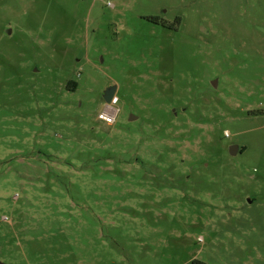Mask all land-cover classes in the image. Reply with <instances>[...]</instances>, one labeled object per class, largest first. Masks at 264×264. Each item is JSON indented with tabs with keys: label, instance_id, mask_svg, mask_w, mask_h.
<instances>
[{
	"label": "rangeland",
	"instance_id": "1",
	"mask_svg": "<svg viewBox=\"0 0 264 264\" xmlns=\"http://www.w3.org/2000/svg\"><path fill=\"white\" fill-rule=\"evenodd\" d=\"M0 262L264 264V0H0Z\"/></svg>",
	"mask_w": 264,
	"mask_h": 264
},
{
	"label": "built area",
	"instance_id": "2",
	"mask_svg": "<svg viewBox=\"0 0 264 264\" xmlns=\"http://www.w3.org/2000/svg\"><path fill=\"white\" fill-rule=\"evenodd\" d=\"M117 102H118V97L114 95L111 102L107 104L105 110L99 113L98 115L99 119L105 121L108 124H113L118 114V109L115 108Z\"/></svg>",
	"mask_w": 264,
	"mask_h": 264
},
{
	"label": "water",
	"instance_id": "3",
	"mask_svg": "<svg viewBox=\"0 0 264 264\" xmlns=\"http://www.w3.org/2000/svg\"><path fill=\"white\" fill-rule=\"evenodd\" d=\"M214 85L217 86L218 85V79L214 82ZM116 93V86H111L109 87L105 93H104V99L106 100L107 103H110L112 98L114 97ZM239 150V146L238 145H232L231 146V152L234 154V153H237ZM252 200L249 199V202H251ZM0 264H7V263H3V262H0Z\"/></svg>",
	"mask_w": 264,
	"mask_h": 264
},
{
	"label": "flooded vegetation",
	"instance_id": "4",
	"mask_svg": "<svg viewBox=\"0 0 264 264\" xmlns=\"http://www.w3.org/2000/svg\"><path fill=\"white\" fill-rule=\"evenodd\" d=\"M160 24H163L165 26H167L168 22H166V20H162V19H156ZM241 151H244L242 148L240 149Z\"/></svg>",
	"mask_w": 264,
	"mask_h": 264
},
{
	"label": "trees",
	"instance_id": "5",
	"mask_svg": "<svg viewBox=\"0 0 264 264\" xmlns=\"http://www.w3.org/2000/svg\"><path fill=\"white\" fill-rule=\"evenodd\" d=\"M71 87H72V88H76V84L74 83Z\"/></svg>",
	"mask_w": 264,
	"mask_h": 264
}]
</instances>
